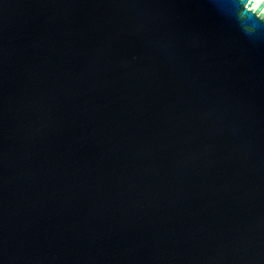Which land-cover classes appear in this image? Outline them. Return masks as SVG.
Returning a JSON list of instances; mask_svg holds the SVG:
<instances>
[{"label": "water", "instance_id": "1", "mask_svg": "<svg viewBox=\"0 0 264 264\" xmlns=\"http://www.w3.org/2000/svg\"><path fill=\"white\" fill-rule=\"evenodd\" d=\"M252 2L0 0V264H264Z\"/></svg>", "mask_w": 264, "mask_h": 264}, {"label": "bare ground", "instance_id": "2", "mask_svg": "<svg viewBox=\"0 0 264 264\" xmlns=\"http://www.w3.org/2000/svg\"><path fill=\"white\" fill-rule=\"evenodd\" d=\"M252 9L257 10L261 6H263V13H264V0H252Z\"/></svg>", "mask_w": 264, "mask_h": 264}, {"label": "built area", "instance_id": "3", "mask_svg": "<svg viewBox=\"0 0 264 264\" xmlns=\"http://www.w3.org/2000/svg\"><path fill=\"white\" fill-rule=\"evenodd\" d=\"M256 11V10H255Z\"/></svg>", "mask_w": 264, "mask_h": 264}]
</instances>
